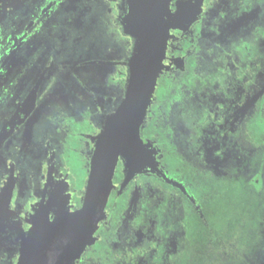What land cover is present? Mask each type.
<instances>
[{
    "label": "flooded vegetation",
    "instance_id": "af4514ba",
    "mask_svg": "<svg viewBox=\"0 0 264 264\" xmlns=\"http://www.w3.org/2000/svg\"><path fill=\"white\" fill-rule=\"evenodd\" d=\"M135 1L21 0L0 23V264L18 263L34 216L82 204L97 137L127 90ZM138 3L165 47L146 147L130 165L119 156L105 214L72 264H264V0ZM235 179L256 201L215 221L213 183Z\"/></svg>",
    "mask_w": 264,
    "mask_h": 264
},
{
    "label": "water",
    "instance_id": "95a60500",
    "mask_svg": "<svg viewBox=\"0 0 264 264\" xmlns=\"http://www.w3.org/2000/svg\"><path fill=\"white\" fill-rule=\"evenodd\" d=\"M20 2L0 0V23L8 10L17 8ZM124 23L137 39L130 59L127 90L121 105L97 137L83 202L80 206L71 200L65 202L54 218L34 216L17 264H72L93 240L105 214L119 156H124L130 165L138 149L146 147L140 137V127L163 67L165 47L161 42L160 51L157 49L161 29L138 0L132 3Z\"/></svg>",
    "mask_w": 264,
    "mask_h": 264
},
{
    "label": "rangeland",
    "instance_id": "374dc122",
    "mask_svg": "<svg viewBox=\"0 0 264 264\" xmlns=\"http://www.w3.org/2000/svg\"><path fill=\"white\" fill-rule=\"evenodd\" d=\"M258 126L256 127L259 129L261 128L262 130L263 122L259 121ZM66 158L71 165L73 173L78 175V177H84L85 173L80 167L82 165L78 156L69 152L68 154L66 153ZM203 185L206 186L205 190L209 189V185H206L205 183H203ZM213 185L215 187V191L214 193H211L212 197L208 199L209 202L207 206L209 205L213 208V210L216 208L215 214H211L215 221L218 219L223 220L224 218H228V220H235L240 212L250 210L256 201L257 196L252 190V187L243 181V179H235L223 183H213ZM194 189L199 193V195L204 192V188L200 189L198 186ZM188 226L190 230H193L197 227V223L190 219L188 221ZM246 251L247 255L252 257L253 252L251 248L246 247Z\"/></svg>",
    "mask_w": 264,
    "mask_h": 264
}]
</instances>
